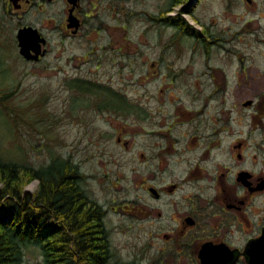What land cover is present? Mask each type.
I'll return each instance as SVG.
<instances>
[{
  "label": "rangeland",
  "instance_id": "1",
  "mask_svg": "<svg viewBox=\"0 0 264 264\" xmlns=\"http://www.w3.org/2000/svg\"><path fill=\"white\" fill-rule=\"evenodd\" d=\"M169 1L80 0L90 14L88 22L78 36L66 37L61 32L66 0H21L20 8L0 0V93H9L0 99V160L37 167L52 156L71 158L84 175L87 194L107 209L104 223L121 258L144 242L138 217L141 184L158 172L156 154L167 134L174 141L179 137L183 146L188 125H199L198 134H203L208 119L227 118L226 125L242 136L241 166L258 173L264 159V128L255 127L252 110L240 106L264 91V0H186L167 13L200 31L199 38L147 14L157 16ZM121 7L129 20L124 30ZM24 26L36 28L51 47L40 62L26 61L18 52L15 35ZM74 77L115 90L107 96L110 107L129 110L112 95L118 93L137 111L117 116L98 110L100 98L94 95L88 106L80 91L66 85ZM215 92L219 96H212ZM210 141L196 139L201 149L191 156L199 159ZM223 145L229 147L228 137ZM214 149L202 162L209 180L223 172L227 184L235 183L239 163L231 157L216 159ZM172 159L171 167L181 168L175 161L179 154ZM170 176L167 171L163 177ZM153 179L156 185L158 177ZM36 187L31 181L25 189L34 192ZM41 262L39 249L23 248L22 264Z\"/></svg>",
  "mask_w": 264,
  "mask_h": 264
},
{
  "label": "flooded vegetation",
  "instance_id": "2",
  "mask_svg": "<svg viewBox=\"0 0 264 264\" xmlns=\"http://www.w3.org/2000/svg\"><path fill=\"white\" fill-rule=\"evenodd\" d=\"M9 1L15 8H20L21 0ZM68 5L61 32L63 36L76 37L86 26V18L90 14L80 4V0H77L73 8L71 4ZM71 8L78 22L77 29L67 26ZM119 14L123 16L121 25L124 30L129 20L123 7ZM40 36L43 37L41 33ZM43 38L44 43L30 52L32 55L37 52V56L26 61L37 63L49 55L51 47L47 39ZM92 50L95 51L94 48ZM212 96L219 94L215 92ZM240 106L252 110L250 122L255 127L264 128V91L257 99H248L240 103ZM184 116L187 117V114ZM215 118L208 119L210 123L205 121L202 126L201 132L205 134L214 124L207 135L198 134L199 125L187 124L189 127L183 135L187 137L185 145L179 143V137L174 138V141L169 134L166 144H159L156 154L158 172L152 174L158 180L155 185L151 182L155 181L153 177L147 178L149 183L144 179L139 197L138 217L144 242L139 250L121 258L115 253L109 238L110 264H264V159L258 173L241 166L244 159L241 151L242 136H236V131L226 125L227 118L223 121L219 116ZM227 137L230 139L228 148L223 145ZM205 138H211L212 142H209L210 146L206 150L202 148L204 150L196 160L192 156L201 149L200 146L196 148L199 142L196 143V139ZM261 140L264 141V137ZM212 148H215L216 159L217 156H225L226 159L231 157L239 163L235 183L227 184L223 172L218 175V179L216 176L209 180L208 170L202 162L209 157ZM256 152L253 158H257ZM177 154L179 159L175 161L179 162L181 168L175 169L171 167V162ZM185 154H189V157L182 158ZM140 156L146 159L144 152ZM177 170L181 173L174 172ZM167 171L171 175L168 180L163 177ZM202 181L208 182L206 186L200 185Z\"/></svg>",
  "mask_w": 264,
  "mask_h": 264
},
{
  "label": "trees",
  "instance_id": "3",
  "mask_svg": "<svg viewBox=\"0 0 264 264\" xmlns=\"http://www.w3.org/2000/svg\"><path fill=\"white\" fill-rule=\"evenodd\" d=\"M185 1L170 0L157 16L147 14L174 25L181 34L199 38L201 32L182 17L167 16ZM66 85L71 91H80L78 96L88 106L90 97L100 98L98 110L119 116L138 109L118 93L112 95L121 97L130 105L129 110L110 107L107 96L115 90L88 78L74 77ZM8 95L0 93V99ZM83 177L78 164L69 157L52 156L47 164L37 167L0 160V264H22L27 245L39 249L41 264H110L109 229L104 223L107 209L87 194ZM31 181L37 182L34 193L24 191Z\"/></svg>",
  "mask_w": 264,
  "mask_h": 264
},
{
  "label": "water",
  "instance_id": "4",
  "mask_svg": "<svg viewBox=\"0 0 264 264\" xmlns=\"http://www.w3.org/2000/svg\"><path fill=\"white\" fill-rule=\"evenodd\" d=\"M67 2L71 4L73 8L76 5L77 0H67ZM72 8L70 9V13L67 17V26L77 29L78 22L75 16L72 15ZM15 36L19 54L26 60H32L33 58H35L37 56V52L36 55H32L30 52L32 50L35 51L38 45L40 46V43H44L45 41L44 38L40 36L38 30L31 26H24L19 28Z\"/></svg>",
  "mask_w": 264,
  "mask_h": 264
},
{
  "label": "bare ground",
  "instance_id": "5",
  "mask_svg": "<svg viewBox=\"0 0 264 264\" xmlns=\"http://www.w3.org/2000/svg\"><path fill=\"white\" fill-rule=\"evenodd\" d=\"M24 191L29 192V191H27V190L25 189V187H24ZM34 192H35V191H34ZM34 192H31V191H30L29 193H34Z\"/></svg>",
  "mask_w": 264,
  "mask_h": 264
}]
</instances>
